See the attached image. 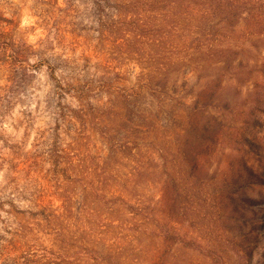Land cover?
I'll return each mask as SVG.
<instances>
[{
    "label": "rangeland",
    "instance_id": "1",
    "mask_svg": "<svg viewBox=\"0 0 264 264\" xmlns=\"http://www.w3.org/2000/svg\"><path fill=\"white\" fill-rule=\"evenodd\" d=\"M0 264H264V0H0Z\"/></svg>",
    "mask_w": 264,
    "mask_h": 264
},
{
    "label": "trees",
    "instance_id": "2",
    "mask_svg": "<svg viewBox=\"0 0 264 264\" xmlns=\"http://www.w3.org/2000/svg\"><path fill=\"white\" fill-rule=\"evenodd\" d=\"M222 117V116H219ZM219 117H216L215 121L208 125V124H203L200 123V129H199V134H200V144H199V148L200 150L197 152L195 159V165L196 168L200 165L201 162V157L205 156L209 159H217L218 154H224V150L225 147L227 145L226 142V134L228 132V128L225 127L224 124H222V120L219 119ZM217 174H220V172H222V168L220 163L218 162L217 165ZM230 171L232 172V181L227 185L229 187H237L238 185V181L245 175V173L247 172V168H235L232 167L230 169ZM248 171L250 172H254L255 170H253V168L249 169ZM256 172V171H255ZM212 199L215 201L218 200V202L216 203V205L220 202H224L226 203L227 201H229L231 198V196L225 192H218L217 194L211 196ZM221 210H218V208H216V212L217 214L220 213ZM233 214H235V210L234 212H232ZM237 213V212H236ZM217 216V215H216ZM218 218V216H217ZM249 238L247 236L243 237V240L240 244V246L243 249V253H245V250L249 249ZM247 253V252H246ZM245 255V254H244Z\"/></svg>",
    "mask_w": 264,
    "mask_h": 264
}]
</instances>
